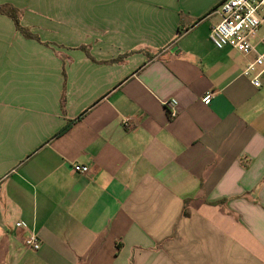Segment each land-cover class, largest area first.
<instances>
[{
    "label": "crops",
    "instance_id": "obj_1",
    "mask_svg": "<svg viewBox=\"0 0 264 264\" xmlns=\"http://www.w3.org/2000/svg\"><path fill=\"white\" fill-rule=\"evenodd\" d=\"M220 1L0 0L39 37L0 12V264H264V71Z\"/></svg>",
    "mask_w": 264,
    "mask_h": 264
},
{
    "label": "built area",
    "instance_id": "obj_2",
    "mask_svg": "<svg viewBox=\"0 0 264 264\" xmlns=\"http://www.w3.org/2000/svg\"><path fill=\"white\" fill-rule=\"evenodd\" d=\"M220 20L210 32V41L216 48L231 47L244 54H253L242 70L244 76L251 78L254 86L260 85V76L264 71V32L259 33L264 24V0H221L217 5ZM214 92L208 90L202 97L204 104L211 102ZM175 99L169 101L176 104ZM72 169L79 173H88L89 167L73 164ZM22 222H17L21 226ZM23 244L29 249L37 250L40 239L31 232Z\"/></svg>",
    "mask_w": 264,
    "mask_h": 264
},
{
    "label": "trees",
    "instance_id": "obj_3",
    "mask_svg": "<svg viewBox=\"0 0 264 264\" xmlns=\"http://www.w3.org/2000/svg\"><path fill=\"white\" fill-rule=\"evenodd\" d=\"M0 12H4L6 13L14 22L15 28L20 31L22 33V35L26 38H34L39 40V37L33 33H31L29 31V29L27 27H24L21 23H20V11L15 8L12 5H0ZM82 48H84L86 51V47L81 46ZM123 55L118 56L115 59H112L110 61H120L122 60ZM67 128V125L64 126L61 130L60 133L65 130ZM187 202V200H185V203ZM184 213H186V211L184 210Z\"/></svg>",
    "mask_w": 264,
    "mask_h": 264
}]
</instances>
